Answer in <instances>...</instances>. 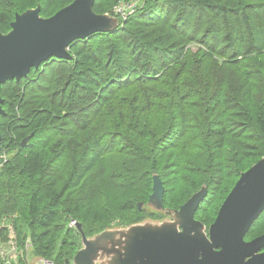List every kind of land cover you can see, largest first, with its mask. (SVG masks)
I'll return each mask as SVG.
<instances>
[{
	"label": "trees",
	"instance_id": "trees-1",
	"mask_svg": "<svg viewBox=\"0 0 264 264\" xmlns=\"http://www.w3.org/2000/svg\"><path fill=\"white\" fill-rule=\"evenodd\" d=\"M75 1L0 0V33L17 14L40 6L47 19ZM129 2L96 0L118 30L2 86L0 250L14 232L19 264L72 262L82 247L72 221L92 237L167 218L138 208L154 175L166 209L206 186L196 219L210 227L264 158V0H141L122 19ZM262 235L264 213L246 240Z\"/></svg>",
	"mask_w": 264,
	"mask_h": 264
},
{
	"label": "water",
	"instance_id": "water-1",
	"mask_svg": "<svg viewBox=\"0 0 264 264\" xmlns=\"http://www.w3.org/2000/svg\"><path fill=\"white\" fill-rule=\"evenodd\" d=\"M95 2L76 0L47 19L38 6L17 14L12 30L0 33V117L6 114L5 83L20 82L52 59L71 61L73 43L120 28L117 17L94 11ZM164 194L160 176L154 175L148 203L138 204L141 211L147 205L164 213L163 220L110 228L92 237L77 224L82 247L73 264H264V235L246 240L264 213V158L242 174L210 227L196 219L208 195L206 186L177 210L165 208Z\"/></svg>",
	"mask_w": 264,
	"mask_h": 264
},
{
	"label": "built area",
	"instance_id": "built-area-1",
	"mask_svg": "<svg viewBox=\"0 0 264 264\" xmlns=\"http://www.w3.org/2000/svg\"><path fill=\"white\" fill-rule=\"evenodd\" d=\"M141 0H131V2L129 3H121L115 13L116 15L120 16L122 19H126L128 16L132 15L137 6L139 5ZM9 156L7 153H3L2 155H0V169L4 166V164L7 162ZM73 225H76L75 222H73ZM14 239H12L7 245L1 246V257L3 258V260L5 261L6 264H19V250H18V246L15 240V234L14 232H12ZM30 244H27L26 246V250L27 252L31 251L30 248ZM5 249H9L14 255H15V259L13 260V256H7L4 253ZM30 259V258H29ZM29 264V260L26 261ZM40 264H51L49 262H47L46 260L41 259Z\"/></svg>",
	"mask_w": 264,
	"mask_h": 264
},
{
	"label": "rangeland",
	"instance_id": "rangeland-1",
	"mask_svg": "<svg viewBox=\"0 0 264 264\" xmlns=\"http://www.w3.org/2000/svg\"><path fill=\"white\" fill-rule=\"evenodd\" d=\"M198 220V219H197ZM73 222H76V221H72L71 224H69V226L73 229H77L76 228V225H73ZM4 253L7 255V256H13V260L15 259V255L9 250V249H5L4 250ZM74 260V259H73ZM41 262V259H30L29 261V264H40ZM71 264H73V261L71 262Z\"/></svg>",
	"mask_w": 264,
	"mask_h": 264
},
{
	"label": "clouds",
	"instance_id": "clouds-1",
	"mask_svg": "<svg viewBox=\"0 0 264 264\" xmlns=\"http://www.w3.org/2000/svg\"><path fill=\"white\" fill-rule=\"evenodd\" d=\"M75 223H76V226H77L78 223H77V222H75ZM76 228H77V227H76Z\"/></svg>",
	"mask_w": 264,
	"mask_h": 264
},
{
	"label": "bare ground",
	"instance_id": "bare-ground-1",
	"mask_svg": "<svg viewBox=\"0 0 264 264\" xmlns=\"http://www.w3.org/2000/svg\"><path fill=\"white\" fill-rule=\"evenodd\" d=\"M108 229V228H107Z\"/></svg>",
	"mask_w": 264,
	"mask_h": 264
}]
</instances>
